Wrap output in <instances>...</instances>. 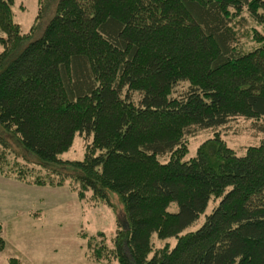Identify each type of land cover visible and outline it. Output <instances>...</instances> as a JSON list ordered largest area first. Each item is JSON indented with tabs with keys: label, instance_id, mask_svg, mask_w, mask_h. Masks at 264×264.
Listing matches in <instances>:
<instances>
[{
	"label": "trees",
	"instance_id": "16d2710c",
	"mask_svg": "<svg viewBox=\"0 0 264 264\" xmlns=\"http://www.w3.org/2000/svg\"><path fill=\"white\" fill-rule=\"evenodd\" d=\"M13 3L0 0V174L30 182L32 159L46 172L30 183L60 175L120 211L109 264H264V0H38L27 32ZM238 117L258 144L237 155L215 132L183 160ZM76 136L82 158L62 159Z\"/></svg>",
	"mask_w": 264,
	"mask_h": 264
},
{
	"label": "rangeland",
	"instance_id": "374dc122",
	"mask_svg": "<svg viewBox=\"0 0 264 264\" xmlns=\"http://www.w3.org/2000/svg\"><path fill=\"white\" fill-rule=\"evenodd\" d=\"M38 0H14L12 18L27 32L37 16ZM238 17L236 29L242 34L243 48L256 45L250 30L255 22L244 10ZM258 27V26H257ZM260 28V27H258ZM262 29V28H261ZM4 33L0 29V37ZM2 45L0 43V51ZM181 88V87H178ZM218 132L226 144L237 155L245 152L248 145L258 144L263 137L257 133L252 120L238 117L217 129L200 131L189 139L188 153L183 160L195 155L198 145ZM84 138L76 136L70 149L61 155L64 160H80L84 152ZM31 173L26 177L30 182L46 170L31 159L28 164ZM61 179L54 178L55 183ZM52 179V178H50ZM23 182L0 174V237L5 241L0 251V264H7L9 258L16 257L24 264H109L116 258L109 256L105 244L112 245L110 239L115 235L119 223L116 222V208L113 212L108 205L97 199H79L73 192L69 179L63 184L44 181L43 185ZM66 184H69V188ZM218 201L210 200L206 210L184 232L197 229L204 220V214L211 211ZM117 205V204H115ZM113 209V208H112ZM113 209V210H114ZM170 211H177L176 203H171ZM118 221V220H117ZM176 238L158 239L152 236V243L159 247L168 242L170 247Z\"/></svg>",
	"mask_w": 264,
	"mask_h": 264
}]
</instances>
